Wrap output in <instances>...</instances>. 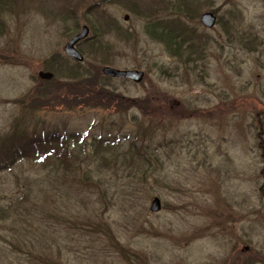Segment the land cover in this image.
Returning a JSON list of instances; mask_svg holds the SVG:
<instances>
[{"label":"rangeland","instance_id":"374dc122","mask_svg":"<svg viewBox=\"0 0 264 264\" xmlns=\"http://www.w3.org/2000/svg\"><path fill=\"white\" fill-rule=\"evenodd\" d=\"M1 2L0 155L23 132L55 134L57 145L63 135L77 168L49 182L34 159L0 172V264H264V0ZM205 12L218 17L212 30L199 22ZM163 20L195 51L205 41L203 55L184 46L173 58L150 40L146 26ZM83 26L76 63L63 48ZM108 27L96 48L95 29ZM104 67L143 73L106 83L123 107L53 105V96L28 107L39 73L64 84L71 70L93 85ZM111 135L110 149L94 147ZM127 135L138 148L123 165ZM26 211L50 214V230Z\"/></svg>","mask_w":264,"mask_h":264},{"label":"trees","instance_id":"16d2710c","mask_svg":"<svg viewBox=\"0 0 264 264\" xmlns=\"http://www.w3.org/2000/svg\"><path fill=\"white\" fill-rule=\"evenodd\" d=\"M0 0V4H2ZM4 4V3H3ZM170 21V20H169ZM173 22V21H172ZM176 22V21H175ZM156 23L149 24L146 26L145 33L147 36H149V39L162 44L166 53L170 55V57L173 58H181L184 54V46H187V49H189L188 54H193L195 51L194 45L192 42H188L189 39L185 37L182 30H178V27L176 25L175 28L169 27V23L167 21H162L161 25ZM179 24V23H177ZM119 30V28L117 29ZM109 31V27L106 29H95L94 31V37L98 40L95 44L96 48L101 47V39L107 36ZM198 44L197 46L202 47V44L205 43V41H200L199 39H196ZM95 44H92L91 46H95ZM200 50L195 51L197 55H203V52L205 48L203 47ZM94 48V47H93ZM197 48V47H196ZM92 50V48H90ZM187 53V52H186ZM195 53V54H196ZM196 59V60H203ZM53 59H51L52 61ZM54 62V60H53ZM51 67V71L53 67L60 66L59 63H53ZM76 67L81 68L80 64H75ZM75 67V68H76ZM58 68V67H56ZM65 79H68V82L61 83L60 81H56L52 78L50 81H42L40 84L42 87L37 88V92L31 93L27 100H28V107L30 109L34 110L35 108H39L40 105L43 106V103L46 102V99L53 96V105H58L60 103H66V106H71L72 103L75 104L74 108L80 105L83 106H93L98 107L97 104H101L102 107L107 108H118V106L123 107L124 104H122L121 99L117 97V95L114 94V91L111 90V94L109 92H105L107 90V84L110 82V79L102 77L101 75H97L96 78L99 80V82H96L95 84L91 85L94 81L89 78L85 77L82 73H78L75 71H67L64 76ZM95 78V79H96ZM54 82V83H53ZM52 83V84H51ZM86 83V84H84ZM89 84V85H87ZM50 88V90H49ZM68 90V94L67 91ZM61 97L64 101L58 102L57 104L54 102L55 98ZM119 99V100H118ZM71 101V102H70ZM86 103V104H85ZM121 104V105H120ZM119 107V108H120ZM14 135V134H13ZM61 135V141L64 139V142L59 143V136L55 134H48L41 137L33 138L29 137L28 134L25 132L17 134L15 136H12L10 139L15 140V143L12 144L11 142L8 143L5 154L0 155V172L4 170L11 169L18 161L21 160H30L34 159L35 164L39 166L43 171L45 172V178L42 179L43 182H49L52 178H54L57 175V173L62 172L63 174H68L67 172H75L77 165L75 164L74 156L72 153H69L67 151V148L61 147L64 145L65 141H67L68 137ZM138 136V135H137ZM126 140H129V147L127 150H125V160H123L122 164H130L132 161H134L135 157H133L134 151L138 148V144H136L135 139L136 137L130 138V136ZM110 139L99 137L94 138L93 145H95V148H100L108 150L111 146H106L110 143H115L118 141V137L116 136H110L107 137ZM2 144V147H5V142L2 140L0 142ZM106 144V145H105ZM15 145V146H14ZM56 145V146H55ZM114 145V144H113ZM13 146V147H12ZM36 146V147H35ZM60 146V147H59ZM34 147V148H33ZM104 147V148H103ZM136 147V148H135ZM108 148V149H107ZM134 150V151H133ZM123 155V156H124ZM57 172V173H56ZM27 197V196H25ZM36 197V195L34 196ZM23 201H14L10 200V207H13L15 205H19ZM24 212L23 214H26ZM23 214L18 215L15 220L11 221L13 222L11 225V228H14L16 231L21 230L22 224L20 219L24 218L26 220V217H29L31 220H33L36 224V226L42 224L44 225V229L49 231L51 228L50 222H48V219L51 220L50 214H42L41 218H37L36 216L26 214V217L23 216ZM29 220H27V223ZM30 244H32L30 242ZM34 261H38L40 264H48V261H44L45 258L42 257H31Z\"/></svg>","mask_w":264,"mask_h":264},{"label":"water","instance_id":"95a60500","mask_svg":"<svg viewBox=\"0 0 264 264\" xmlns=\"http://www.w3.org/2000/svg\"><path fill=\"white\" fill-rule=\"evenodd\" d=\"M127 17H125V20ZM201 25L207 29L213 28L216 22V18L211 13H204L200 16L199 19ZM88 28L86 26H83L80 30V32L73 36L64 46L63 51L67 55L68 58L74 60L77 63L83 62V56L81 53L76 49V45L84 40L88 36ZM103 76L113 78V79H126L133 81L135 83H139L143 78V73L141 71L136 70H117L110 67H104L101 71ZM53 75L48 72H41L38 74V78L43 81H49L51 80ZM160 201L157 198H154L150 204L149 211L151 213H157L160 211ZM248 249L245 248L244 251H247Z\"/></svg>","mask_w":264,"mask_h":264},{"label":"flooded vegetation","instance_id":"af4514ba","mask_svg":"<svg viewBox=\"0 0 264 264\" xmlns=\"http://www.w3.org/2000/svg\"><path fill=\"white\" fill-rule=\"evenodd\" d=\"M208 13H211V14H213L214 16H215V18H216V23H215V26L217 25V23H218V17L216 16V14L214 13V12H208ZM215 28V27H214ZM213 29V28H212ZM211 29V30H212Z\"/></svg>","mask_w":264,"mask_h":264}]
</instances>
